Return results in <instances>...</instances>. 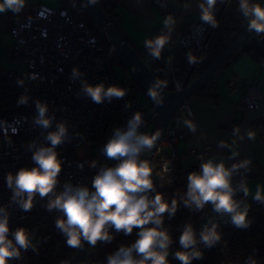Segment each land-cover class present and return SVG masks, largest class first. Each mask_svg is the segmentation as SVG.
I'll use <instances>...</instances> for the list:
<instances>
[{"label": "clouds", "instance_id": "clouds-1", "mask_svg": "<svg viewBox=\"0 0 264 264\" xmlns=\"http://www.w3.org/2000/svg\"><path fill=\"white\" fill-rule=\"evenodd\" d=\"M27 0H0V13L11 10L19 13L25 7ZM96 4L98 0H90ZM224 3L225 0H219ZM228 4L232 0H226ZM218 0H200V20L213 28L219 27L215 15ZM184 8L190 7L185 0ZM239 11L247 20V30L254 32L255 36L264 35V5L254 0H239ZM161 34L144 41V48L153 59H160L164 48L171 42V34L176 25V17L168 14L163 19ZM187 61L196 64L203 57H197L192 51L186 53ZM172 57L166 60L170 64ZM84 73L78 67L71 69V79L79 80L81 87L79 95L90 98L95 104H102L113 99H122L127 95V89L118 85L105 86L104 82L95 85L84 79ZM31 79H36L32 74ZM18 85L25 84L24 78H19ZM168 87L166 79L156 78L148 88V95L156 104H163L162 92ZM181 89L177 85V91ZM29 96L22 94L17 103L26 105ZM37 115L33 118V125L42 130L47 144H37L32 141L28 145L32 151L34 167L21 168L13 175L9 172L6 176V185L11 190V202L22 211L29 212L34 206L37 196L41 200L47 198L46 209L51 212L57 210L62 213L55 221L56 228L65 236L67 246L81 248L87 242L94 247L98 241L111 242L113 236L109 230L117 233L123 232L130 235L133 229H139L138 238L129 246H121L114 253L108 255L106 264H169V247L173 243L169 231L164 227V214L171 218L178 209V200L173 198L169 204L161 193L150 197L149 193L155 191L152 180L153 169L148 160L141 159V154L150 152L161 136L157 129L151 135L141 132L140 128L145 123L142 113L136 111L127 121L125 127H117L112 131L111 137L102 147L101 153L110 160L118 163L115 166H100L99 171L92 180L90 191L86 186H73L65 182L63 190L57 192L58 177L62 171V160L56 151L57 147L69 140V126L66 121H56L55 114L49 115V106L46 102L35 100ZM131 103L126 104V108ZM183 124L189 131L195 133L197 124L191 119H184ZM79 135V133H77ZM233 136H239L242 141L245 137L240 135V127L233 128ZM246 136L255 140L256 132L247 129ZM218 146L231 150L229 159L239 156L238 141L231 143L220 140ZM201 159V158H199ZM251 160L244 159L226 166L224 159L211 156L206 160L201 159L200 171L191 172L187 177V192L180 197L185 207L195 211L203 210L211 204L213 212L219 217H231V223L237 228H247L250 221L247 219L249 205L243 200L235 199L237 192L244 196L251 195V190L246 180L233 183V177L251 170ZM97 167V161L89 165ZM81 169L83 165H80ZM168 172V166L165 168ZM264 202V186L257 184L253 197ZM10 213L8 206H0V264H9L11 260L21 258V252L32 249L37 251L33 243L32 233L24 227H17L14 231L9 228ZM215 218H209L197 238L196 231L191 223L183 227L179 237L182 250L175 252V258L181 264H192L194 259H203L202 251L197 247L202 243L206 248L215 246L221 240V234ZM60 264H67L61 261ZM246 264H257L256 260L248 258Z\"/></svg>", "mask_w": 264, "mask_h": 264}, {"label": "built area", "instance_id": "built-area-1", "mask_svg": "<svg viewBox=\"0 0 264 264\" xmlns=\"http://www.w3.org/2000/svg\"><path fill=\"white\" fill-rule=\"evenodd\" d=\"M66 3L71 4V0H62L58 8L40 4L32 16L13 18L10 27L13 42L9 57L13 65L23 70L0 69V78L3 80V89L0 90V206H8L10 231L24 227L32 233L33 239L47 228L56 234L61 233L55 226L61 212H49L46 209L47 198L41 200L37 196L31 211L25 212L11 202L12 192L6 185L9 172L15 175L21 168L35 166L31 159L33 153L28 148L30 142L47 144L42 130L33 125V118L37 115L35 100L46 102L49 115L54 113L56 116L53 128L49 130H54L55 123L59 121H66L69 126V140L56 149L63 162L57 192L63 190L65 182L73 186H86L94 191L92 180L99 167H112L118 163L106 158L101 153L102 147L111 137L112 131L117 127H125L136 111L142 113L145 121L141 132L151 135L160 123V112L155 104H145L139 98L138 89L131 78L122 82L117 76L118 61L107 44L111 39L121 46L127 42L115 28L119 16L115 5L111 2L106 4L103 10L107 20H101V25L90 26L85 20L87 14L83 9H77L72 4L66 7ZM152 4L166 15H175L177 12L171 0H152ZM212 29L202 21L189 20L180 29L177 44L181 48L201 46ZM73 67H78L90 84L104 82L106 87L115 84L127 89L128 93L122 99L95 104L90 98L78 94L80 81L70 78ZM32 74H36L37 78L31 79ZM19 78L25 79L23 86L18 85ZM228 83L232 85L233 82L229 80ZM22 94L29 96L26 105L17 103ZM262 97L257 86L250 84L241 93L237 104L241 108H255ZM129 102L131 107L126 108ZM183 139V132L170 129L169 126L166 128L149 162L150 165L155 164L156 157L160 155L167 159L160 165L152 166V174H171L182 163L183 156L177 145ZM92 145L94 154H91ZM92 161H97V167L89 166ZM80 165H83L82 169ZM167 166L168 172L165 171ZM167 182H173L171 176L167 177ZM209 218H215L219 226L232 224L230 216L219 217L211 205L201 216L199 224L204 226ZM109 232L111 235L112 229ZM28 262L29 249L22 250L21 258L11 260L9 264Z\"/></svg>", "mask_w": 264, "mask_h": 264}, {"label": "crops", "instance_id": "crops-1", "mask_svg": "<svg viewBox=\"0 0 264 264\" xmlns=\"http://www.w3.org/2000/svg\"><path fill=\"white\" fill-rule=\"evenodd\" d=\"M61 1L27 0L25 7L19 13H14L11 10L0 13V69L23 70L21 67L13 65L9 57L13 42L10 32L12 19L32 16L40 4L58 8ZM234 1L239 4V0ZM110 2L111 0H98V3L103 7ZM187 2L190 7L184 8L185 0H171L177 10L174 15L176 25L171 34V42L164 48L159 59L171 89H177V85L180 88L182 79L179 77V73L185 68L184 48H181L176 41L178 33L189 20L201 21L199 18L201 10L198 6L200 0H187ZM254 2L264 5V0H254ZM113 4L119 15L116 21L119 34L136 48L145 49V39L166 31L163 29L162 22L167 15L155 8L152 0H118ZM70 5V3H66L65 6L70 7ZM220 5L218 0L215 15ZM245 44L241 45L214 71V97L194 93L190 95L170 121L169 128L185 134V139L179 141L177 145L183 156L182 168L196 166L197 172H199L201 159L206 160L211 156L224 159L228 167L241 160L250 159L251 170L245 173L241 169L240 173L233 177V182L239 183L243 179L248 183L252 194L245 197L243 192H237L235 196V199L247 203L248 200L257 201L253 198L257 184L264 186V131L257 132L253 126L256 119L264 116V97L255 108H241L237 102L243 90L250 84H255L264 96V57L260 56L259 51L255 49L245 51L243 48ZM256 55L259 56V59ZM148 56V51L142 55L147 64ZM169 56L172 57V60L170 64H167L166 60ZM195 78L196 76H193L192 80ZM229 80H232V85H229ZM184 119H191L197 124L195 133L189 131L183 124ZM237 125L240 127V135L245 137L242 141L239 140V136H233V128ZM247 129L256 132L254 141L247 138ZM233 139L238 141L239 156L229 159L231 150L219 147L218 143L220 140L231 143ZM88 250L92 251L91 248ZM88 250L87 257L90 261L91 253L88 254Z\"/></svg>", "mask_w": 264, "mask_h": 264}, {"label": "trees", "instance_id": "trees-1", "mask_svg": "<svg viewBox=\"0 0 264 264\" xmlns=\"http://www.w3.org/2000/svg\"><path fill=\"white\" fill-rule=\"evenodd\" d=\"M115 1L118 0H111V3L113 4ZM222 6L223 8L220 12ZM220 8L216 13L219 27L211 30L210 36L199 56L203 57V59L194 65L192 77L198 76L247 27V20L239 11V4L234 0H232L231 4L226 1L221 3ZM85 20L90 26L94 25L88 15H86ZM115 28L117 29L116 25ZM121 37L123 36L121 35ZM126 42L130 44L127 40ZM130 45L137 50L141 57L147 51L146 49L140 50L132 44ZM107 46L110 48L109 44ZM200 47L184 48L185 68L179 73V77L182 80L193 65L188 63L186 53L192 51L197 56ZM257 58L259 59V56ZM118 63L120 62L118 61ZM148 66L156 78L167 80L166 73L159 59L156 60L148 56ZM2 82L3 80L0 78V90L3 89L1 86ZM133 83L139 89L134 81ZM214 86L213 72L200 83L194 94L214 97ZM168 88H170L169 85ZM253 126L257 132L264 131V116L256 119L253 122ZM156 159L157 162L151 164V167L160 165L167 158L164 155H160ZM181 164L177 165L171 174L161 172L152 174L155 191L151 192L150 197H154L156 193H161L169 204H171L173 198L178 200V209L175 215L170 218L167 213L164 214V227L169 231L173 241L170 245L171 253L168 256L169 264H181L174 254L176 251L182 250L179 244V237L183 232L184 225L191 223L196 231L197 238H199V232L203 228L199 224V220L210 206L206 205L201 211H195L184 206L180 197L187 192L188 175L193 171L197 172V167L182 168ZM168 176L172 177V183L167 182ZM247 204L250 206L247 216V219L251 222L250 226L247 228H237L233 224L219 226L217 231L221 234V240L211 248H206L202 243L198 244L197 247L202 251L203 259H194L192 264H246L249 257L256 260L257 264H264V202L248 200ZM61 215L62 213L59 214V216ZM138 231L139 229L134 228L130 235L124 234L120 239V246L131 245L138 238ZM111 235L113 236V229ZM117 239L118 237L113 236L111 242L102 244L99 241L94 247H91L92 251L88 250V254L91 253L89 262L91 264H106L108 255L120 248ZM33 243L36 245L37 251L29 249L28 264H60L61 261L67 262L78 249L67 246L65 236L62 233H54L50 228L45 229L39 237L33 239Z\"/></svg>", "mask_w": 264, "mask_h": 264}, {"label": "water", "instance_id": "water-1", "mask_svg": "<svg viewBox=\"0 0 264 264\" xmlns=\"http://www.w3.org/2000/svg\"><path fill=\"white\" fill-rule=\"evenodd\" d=\"M226 1V0H225ZM71 4L77 9H83L89 18L96 25H101V20H107V15L103 10V6L98 2L92 4L90 0H71ZM223 6L220 8L222 11ZM210 34H208L200 47L197 57L206 44ZM245 51L257 50L260 56L264 57V35L261 37L255 36L254 32L247 30V27L229 44L224 50L198 75L192 80V71L195 64L192 65L186 77L182 80L180 91L177 89L166 88L162 92L163 104H156L148 93V88L156 79L150 67L145 60L139 55L137 50L126 43L120 45L115 39H111L109 46L120 64H122L128 71L131 79L136 83L139 89L143 92L146 98L155 106L160 112V123L157 129L161 131L160 138L156 141L155 147L150 152L142 153L141 159L150 161L155 153L156 147L159 145L163 132L169 126L170 121L175 116L179 108L192 95L202 81L210 76L225 60H227L241 45ZM151 196V193H149ZM89 244L84 243L83 247L78 248L75 253L69 258L67 264H91L87 257V250Z\"/></svg>", "mask_w": 264, "mask_h": 264}, {"label": "rangeland", "instance_id": "rangeland-1", "mask_svg": "<svg viewBox=\"0 0 264 264\" xmlns=\"http://www.w3.org/2000/svg\"><path fill=\"white\" fill-rule=\"evenodd\" d=\"M116 71H117V76L118 78L122 81V82H126L128 78H131L128 71L125 69V67L120 64V63H117L116 65ZM138 96L140 97V99L144 102V103H148L150 102L146 96L143 94V92L138 89ZM95 153V148H94V145H92L91 147V154H94ZM124 233L123 232H120V233H117L114 229H113V236H117L118 239V246H120V239L123 237ZM99 242V241H98ZM97 242V243H98ZM121 247V246H120ZM91 246L89 245L88 249H90ZM170 249H169V253H170Z\"/></svg>", "mask_w": 264, "mask_h": 264}]
</instances>
